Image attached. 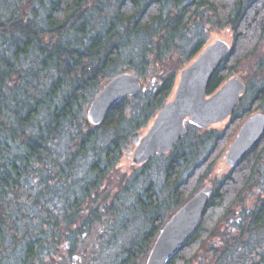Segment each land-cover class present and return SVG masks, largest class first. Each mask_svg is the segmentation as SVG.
Here are the masks:
<instances>
[{
    "label": "trees",
    "instance_id": "1",
    "mask_svg": "<svg viewBox=\"0 0 264 264\" xmlns=\"http://www.w3.org/2000/svg\"><path fill=\"white\" fill-rule=\"evenodd\" d=\"M211 29L232 44L207 96L237 72L245 85L228 125L185 124L170 153L123 170L174 91L172 60L196 59ZM262 42L264 0H0V264H143L206 182L199 226L168 264H264V135L211 177L243 121L264 114ZM121 74L143 89L92 126L91 101Z\"/></svg>",
    "mask_w": 264,
    "mask_h": 264
},
{
    "label": "water",
    "instance_id": "2",
    "mask_svg": "<svg viewBox=\"0 0 264 264\" xmlns=\"http://www.w3.org/2000/svg\"><path fill=\"white\" fill-rule=\"evenodd\" d=\"M229 52L230 46L217 40L180 72L173 100L158 112L132 153L134 165L141 166L155 156L170 153L186 137L185 124L206 130L233 115L245 93V85L237 76L213 95L206 94L212 76ZM140 91L141 84L133 75L121 74L111 79L91 101L86 111L88 122L98 126L116 104ZM263 135L264 114L254 113L240 126L226 154V165L235 168L259 144ZM212 192V186L204 187L168 219L145 264H168L173 259L198 228Z\"/></svg>",
    "mask_w": 264,
    "mask_h": 264
},
{
    "label": "rangeland",
    "instance_id": "3",
    "mask_svg": "<svg viewBox=\"0 0 264 264\" xmlns=\"http://www.w3.org/2000/svg\"><path fill=\"white\" fill-rule=\"evenodd\" d=\"M207 39L208 40H207V44L205 45V47L211 45L212 43H214L217 40H222L225 43H227L229 46H231V44H232V35H231V32L228 29H211L207 33ZM259 57H261V60L264 61V42H262L261 45H260V47H259ZM193 61H191L190 63H192ZM172 63H173L172 65H173L174 68H178L179 69L178 70L177 77H176V80H175V87H176V85L178 83V79H179L180 72L185 67H187L190 63L188 65H186V66H180L179 65L180 63H178L176 60H172ZM240 75H241V73L240 72H237V74H232L229 78L232 79L233 77L237 76L240 79ZM151 80H152V77H150L148 79L146 86H148V84H149V82ZM140 84H141V90H142L144 86H143V84L141 82H140ZM174 90H175V88H174ZM173 98H174V91L172 92L171 96L167 99V102L172 101ZM257 113H260V111H258ZM153 120L150 122V124L147 126V128H145L143 131H141V133L139 134L138 138L131 145H129L128 148L124 151V155H123V157L121 159V162H120V165H119V167H121L123 170H128L132 166H136L132 162V153H133L134 149L136 148L139 139L146 134V132L149 129V127H150L151 123L153 122ZM229 120L230 119H227V120H225V121H223L221 123L212 125L208 129L216 130V131H221V130H223L228 125ZM239 128H238V130H239ZM238 130L236 131L235 135L233 136V138L230 140V142L226 146L224 152L216 160V162L214 164V167L212 169V172H211L212 173L211 174V177H213V179L214 178L219 179L221 176H223L224 174H226L229 171L230 168L225 163V157H226V154H227V152L229 150L230 145L232 144L233 140L235 139V136H236ZM209 185L210 184L207 183V182L206 183H203L202 189L204 187H206V186H209ZM254 192H256V189H254ZM143 264H145V261L143 262Z\"/></svg>",
    "mask_w": 264,
    "mask_h": 264
}]
</instances>
